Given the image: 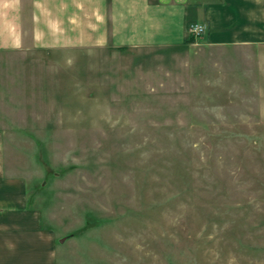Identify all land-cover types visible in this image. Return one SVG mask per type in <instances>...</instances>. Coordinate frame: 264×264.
I'll list each match as a JSON object with an SVG mask.
<instances>
[{"label":"rangeland","instance_id":"1","mask_svg":"<svg viewBox=\"0 0 264 264\" xmlns=\"http://www.w3.org/2000/svg\"><path fill=\"white\" fill-rule=\"evenodd\" d=\"M250 51L4 58L22 81L7 161L57 249L84 264H264V73Z\"/></svg>","mask_w":264,"mask_h":264},{"label":"crops","instance_id":"2","mask_svg":"<svg viewBox=\"0 0 264 264\" xmlns=\"http://www.w3.org/2000/svg\"><path fill=\"white\" fill-rule=\"evenodd\" d=\"M190 22L205 32L187 42ZM195 43L248 48L264 73V0H0V264H84L56 248L7 161L6 138L21 130L7 121L19 111L22 81L19 64L4 58L87 47L182 52Z\"/></svg>","mask_w":264,"mask_h":264},{"label":"built area","instance_id":"3","mask_svg":"<svg viewBox=\"0 0 264 264\" xmlns=\"http://www.w3.org/2000/svg\"><path fill=\"white\" fill-rule=\"evenodd\" d=\"M187 34L191 35L193 38H196L204 33L205 27L203 24L198 22H190L186 27Z\"/></svg>","mask_w":264,"mask_h":264},{"label":"trees","instance_id":"4","mask_svg":"<svg viewBox=\"0 0 264 264\" xmlns=\"http://www.w3.org/2000/svg\"><path fill=\"white\" fill-rule=\"evenodd\" d=\"M193 39H194V38H193L191 35L188 34V35H187V38H186V41H187V42H190V41H193Z\"/></svg>","mask_w":264,"mask_h":264},{"label":"water","instance_id":"5","mask_svg":"<svg viewBox=\"0 0 264 264\" xmlns=\"http://www.w3.org/2000/svg\"><path fill=\"white\" fill-rule=\"evenodd\" d=\"M62 239H60L59 241H61Z\"/></svg>","mask_w":264,"mask_h":264}]
</instances>
